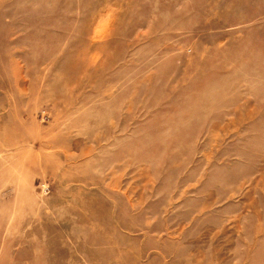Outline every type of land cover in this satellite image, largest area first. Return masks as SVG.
I'll list each match as a JSON object with an SVG mask.
<instances>
[{
	"label": "rangeland",
	"instance_id": "1",
	"mask_svg": "<svg viewBox=\"0 0 264 264\" xmlns=\"http://www.w3.org/2000/svg\"><path fill=\"white\" fill-rule=\"evenodd\" d=\"M0 264H264V0H0Z\"/></svg>",
	"mask_w": 264,
	"mask_h": 264
}]
</instances>
